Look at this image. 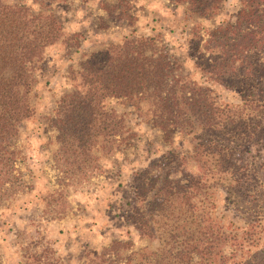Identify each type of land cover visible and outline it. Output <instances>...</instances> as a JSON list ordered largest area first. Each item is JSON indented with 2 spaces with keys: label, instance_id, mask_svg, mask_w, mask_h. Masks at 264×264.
Returning a JSON list of instances; mask_svg holds the SVG:
<instances>
[{
  "label": "trees",
  "instance_id": "16d2710c",
  "mask_svg": "<svg viewBox=\"0 0 264 264\" xmlns=\"http://www.w3.org/2000/svg\"><path fill=\"white\" fill-rule=\"evenodd\" d=\"M32 1L39 7L36 14L24 4L0 0V174L3 171L6 179L16 164L12 140L18 123L33 112L30 64L58 40L66 46L78 43L77 34H66L52 10L44 11L46 0ZM173 1L186 3V18H206L223 0ZM239 1L235 19L210 31L206 56L197 23L189 42L195 67L206 78L238 91L241 105L220 104L209 87L177 73L179 65L158 35H128L70 66L72 88L62 94L49 119L59 143L55 159L76 169L92 166L85 159H96L93 151L108 154L116 135L126 139L123 115L106 105L110 98L145 117L165 141H172L176 132L191 135L192 153L170 150L156 163L157 173H133L132 202L124 214L140 235L163 243L166 264H264L257 254L242 258L245 246L253 243L226 231L209 210V190L216 186L242 195L256 188L248 174L256 167L248 159H254L251 149H264V0ZM126 2L104 1V9L112 17L117 10L120 17ZM188 158L199 172L185 169ZM9 180L11 185L25 182Z\"/></svg>",
  "mask_w": 264,
  "mask_h": 264
},
{
  "label": "rangeland",
  "instance_id": "374dc122",
  "mask_svg": "<svg viewBox=\"0 0 264 264\" xmlns=\"http://www.w3.org/2000/svg\"><path fill=\"white\" fill-rule=\"evenodd\" d=\"M104 1L109 0L45 1L44 11L52 10L66 34H77L78 43L66 46L58 40L46 47L41 60L30 64L33 112L18 123L12 140L17 151L12 176L6 179L3 171L0 174V264H166L168 251L163 243L140 235L124 216L132 202L131 179L137 170L157 173L156 163L170 150L192 153V137L176 132L172 141H165L145 117L110 98L106 105L123 115L126 139L120 141L116 135L108 154L93 151L96 159H85L92 163L89 167L76 169L55 159L59 143L49 119L62 94L72 88L70 66L85 54L124 36L158 35L179 65L177 73L209 87L220 104H242L238 91L206 78L195 67L189 42L197 23L200 48L206 56L204 45L211 38L210 31L235 19L239 0H223L206 18H186V3L173 0H126L123 14L117 17L116 10L112 17ZM5 2L24 4L35 14L39 10L32 0ZM259 148L251 149L254 159H248L256 167L248 172L256 188L242 195L216 186L209 190L213 204L209 210L226 231L253 243L245 246L242 258L257 254V259L264 260V149ZM184 167L199 172L192 159H186ZM171 175L174 178L178 173ZM10 178L13 182L23 179L24 185H11ZM114 240L121 244L112 248ZM223 252L229 254L230 243Z\"/></svg>",
  "mask_w": 264,
  "mask_h": 264
}]
</instances>
